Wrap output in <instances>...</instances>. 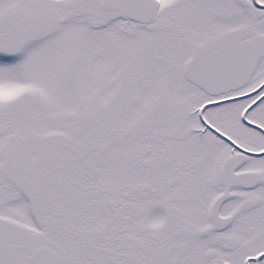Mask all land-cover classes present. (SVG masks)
<instances>
[{"label": "snow or ice", "instance_id": "1", "mask_svg": "<svg viewBox=\"0 0 264 264\" xmlns=\"http://www.w3.org/2000/svg\"><path fill=\"white\" fill-rule=\"evenodd\" d=\"M0 264H264V0H0Z\"/></svg>", "mask_w": 264, "mask_h": 264}]
</instances>
